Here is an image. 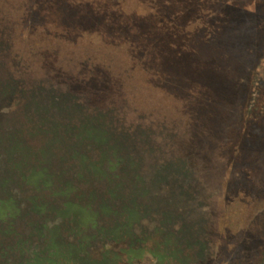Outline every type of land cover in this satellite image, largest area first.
<instances>
[{
  "label": "rangeland",
  "instance_id": "obj_1",
  "mask_svg": "<svg viewBox=\"0 0 264 264\" xmlns=\"http://www.w3.org/2000/svg\"><path fill=\"white\" fill-rule=\"evenodd\" d=\"M0 44L5 74L25 91L15 116L0 117V198L19 189L7 150L32 134L56 188L78 183L74 155L101 161L108 178L77 185L82 194L99 205L116 188L148 215L134 225L146 254L133 264H158L167 234L189 264H264V0H0ZM11 86L0 72V105ZM182 165L187 178L175 176ZM20 208L0 223V263H30L56 225L68 244L96 234ZM127 247L100 237L87 253Z\"/></svg>",
  "mask_w": 264,
  "mask_h": 264
},
{
  "label": "trees",
  "instance_id": "obj_2",
  "mask_svg": "<svg viewBox=\"0 0 264 264\" xmlns=\"http://www.w3.org/2000/svg\"><path fill=\"white\" fill-rule=\"evenodd\" d=\"M1 52L2 44H0V54ZM4 65L0 59V72L9 77L12 86L10 95L3 94L1 96L0 117L8 118L15 116L17 113L16 111L8 112V109H12L16 98L20 97L25 91L22 89V81L5 74ZM24 126L21 124V127L18 128L20 132L24 131ZM34 136L24 133L22 140L14 141L7 150V154L12 158L13 170L18 178L19 189L10 190L7 197L0 198V223H13L18 217L23 215L20 208L21 203L28 202L44 221H48L46 218L49 215L55 214L57 218L70 222L72 225L70 231L73 234L80 236L81 230L85 228L93 229L96 234L84 237L79 243L68 244L61 239L63 224L56 225L52 228L49 236L46 237V248L39 254L37 253L35 258L27 264H120L123 254L130 258L129 264H133L135 260L144 257L146 251L142 244L146 240L142 241L136 238L134 234V225L144 219L145 215L140 208L136 204H125L124 201H127L125 200L127 198L122 196V199H120L116 188H110L104 194L105 199H103V202L97 205L96 200H91V198L82 194L77 187L79 184L88 185L89 181L100 184L106 180L109 174L100 169L101 161L90 163L88 158L74 155L70 160H76L77 165L80 167V173L77 175L78 183L74 184L69 181L56 188L58 183L49 173L48 168L46 169L42 166L50 157L46 146L36 149L27 145L29 137ZM81 137L88 140L86 134L84 136L82 134ZM110 170H113L112 167ZM185 171L184 167V170L175 176L187 178L189 174ZM160 177L162 178L159 180L160 184L170 182L168 178L161 175ZM134 179H138L141 184L147 186L141 175L137 174ZM28 186L32 190H29ZM22 191H33L38 193V195L23 199L20 197V192ZM50 191H52L53 197L59 198V204H52L48 201L49 198L45 193ZM137 200L139 201L136 194L133 198V203H137ZM119 201H123L122 203L125 205H121L122 207L113 205V202L117 203ZM45 230V225L39 223L37 232L43 234ZM156 234H162L161 230H156ZM100 237L115 245L125 243L128 247L126 250L119 252L106 249L100 258L94 259L87 253V249L93 241ZM174 239V235L167 234L160 239V242L156 243L152 255L158 264H167L170 259L176 261L177 264H189V258L183 256L182 244L176 243ZM188 247L189 249L193 248L192 245H188Z\"/></svg>",
  "mask_w": 264,
  "mask_h": 264
}]
</instances>
